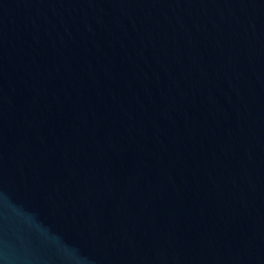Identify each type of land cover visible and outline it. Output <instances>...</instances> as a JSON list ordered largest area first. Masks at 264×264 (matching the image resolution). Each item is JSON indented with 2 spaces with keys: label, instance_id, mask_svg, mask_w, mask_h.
<instances>
[{
  "label": "water",
  "instance_id": "water-1",
  "mask_svg": "<svg viewBox=\"0 0 264 264\" xmlns=\"http://www.w3.org/2000/svg\"><path fill=\"white\" fill-rule=\"evenodd\" d=\"M0 264H264V0H0Z\"/></svg>",
  "mask_w": 264,
  "mask_h": 264
}]
</instances>
